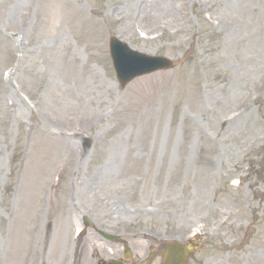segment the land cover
Segmentation results:
<instances>
[{
  "label": "rangeland",
  "instance_id": "374dc122",
  "mask_svg": "<svg viewBox=\"0 0 264 264\" xmlns=\"http://www.w3.org/2000/svg\"><path fill=\"white\" fill-rule=\"evenodd\" d=\"M47 1L0 0V264L121 257L93 229L77 237L83 215L134 255L196 233L188 264H264V0H68L90 17L61 26L89 73L37 100L25 78ZM21 31L22 63L7 41ZM113 35L176 66L121 87Z\"/></svg>",
  "mask_w": 264,
  "mask_h": 264
},
{
  "label": "bare ground",
  "instance_id": "6f19581e",
  "mask_svg": "<svg viewBox=\"0 0 264 264\" xmlns=\"http://www.w3.org/2000/svg\"><path fill=\"white\" fill-rule=\"evenodd\" d=\"M48 1L47 6H45L39 14V18L43 16L42 20L40 19L39 21L40 24L38 22L33 23L35 30L39 27L36 32V43L39 46L36 50H33L35 55L32 64L28 66V76L25 78L26 88L31 92V94L36 95L37 100H41L42 90H55L56 87H54V85H58L59 82L66 81L68 79H73L75 82L82 84L85 81V76L89 73V69H87L84 64L78 62V56L76 53L74 51H70L71 43L68 39V35L61 28L62 25L68 24L72 27V30L76 31L85 25L91 24L88 13L82 11L76 5H71L68 0ZM17 14L18 13L12 9L8 12V23L11 26H19V23L15 20L18 16ZM22 17L24 19H28V13H23ZM75 17L77 19H73ZM122 19L123 18H120L118 21H121ZM134 26L135 24L125 23L123 24V27L120 28V31H131L134 29ZM28 31H30V29H28ZM48 34L50 37L53 36V34H57L56 37L58 42L56 44H49L50 48L57 49L50 50L48 44L45 45L40 42L41 39ZM24 38L25 37H23L21 31L16 38H12L7 41L9 46V41H11L12 49L16 51L18 50V46L21 47L26 45L23 41ZM85 40L86 42H89L90 38L88 37ZM4 47L5 46H1L0 50H3ZM27 49H31L30 44H28V46H24V57L22 58L21 63L25 60ZM40 64H45L44 68L41 70L38 68ZM11 78L9 76V80ZM73 92L74 95L77 94L76 91ZM14 100H17L16 104H18L19 108L25 106L23 102L15 97ZM12 104L15 105L14 101ZM84 112H86L85 114H88V111ZM71 216H69L68 219L71 220ZM141 235L145 237L147 233L141 231Z\"/></svg>",
  "mask_w": 264,
  "mask_h": 264
},
{
  "label": "water",
  "instance_id": "95a60500",
  "mask_svg": "<svg viewBox=\"0 0 264 264\" xmlns=\"http://www.w3.org/2000/svg\"><path fill=\"white\" fill-rule=\"evenodd\" d=\"M111 52L114 60V68L122 86L139 75L151 73L160 69H167L173 66V62L164 57H151L128 49L123 42L113 38L111 41ZM112 238L113 236H106ZM195 249V243L189 246L180 244H168L167 250L171 253L170 264H185L187 254Z\"/></svg>",
  "mask_w": 264,
  "mask_h": 264
},
{
  "label": "flooded vegetation",
  "instance_id": "af4514ba",
  "mask_svg": "<svg viewBox=\"0 0 264 264\" xmlns=\"http://www.w3.org/2000/svg\"><path fill=\"white\" fill-rule=\"evenodd\" d=\"M161 251L162 246L157 245L153 247L151 251L131 264H162V257L160 256Z\"/></svg>",
  "mask_w": 264,
  "mask_h": 264
}]
</instances>
